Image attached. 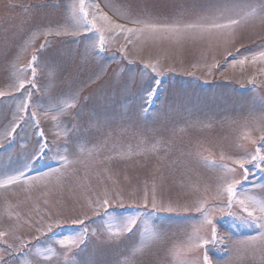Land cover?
Here are the masks:
<instances>
[{"label":"rangeland","instance_id":"obj_1","mask_svg":"<svg viewBox=\"0 0 264 264\" xmlns=\"http://www.w3.org/2000/svg\"><path fill=\"white\" fill-rule=\"evenodd\" d=\"M85 3L102 52L80 0H0V181L23 173L0 187V264H204L201 204L211 264H264L238 202L264 203V171L235 163L264 143V0Z\"/></svg>","mask_w":264,"mask_h":264},{"label":"snow or ice","instance_id":"obj_2","mask_svg":"<svg viewBox=\"0 0 264 264\" xmlns=\"http://www.w3.org/2000/svg\"><path fill=\"white\" fill-rule=\"evenodd\" d=\"M98 7V5L96 6ZM80 13L82 14L81 18L77 20V26H85L87 30H92V29H96V23H95V18L92 21L88 20V12L86 11V3L85 0H80V8H79ZM102 18L105 21H108V17L106 15H103ZM239 21L235 20V19H231L229 20L228 24H213V27L216 28H225L228 27L229 25H235L237 24ZM90 26V27H89ZM115 28L121 29L122 31H127V32H132L134 31V29H124L123 26L121 25H115ZM96 31L99 33L98 35V51L102 52L105 50V46H106V39L103 35V29H96ZM259 57L261 59H264V52H260ZM247 59V58H245ZM253 59H256V57H253ZM37 62V57L34 55L32 58V62L30 63V68L33 74V78L36 75V65ZM241 64L244 63V60L240 61ZM32 83H34V79L32 81ZM25 87L24 83H20L19 88L23 89ZM4 93L0 92V96H3ZM31 95V93H29V96ZM68 107H71V105H67ZM28 108V102H24L21 104V109L22 110H27ZM33 115H35V113H33ZM53 119H56V117H53ZM12 132H15V128H12L11 130ZM11 134V133H9ZM41 136H43V133H40ZM46 147V144H45ZM44 155V150L41 149L40 152V157H42ZM60 160L61 162H66L67 161V157L66 156H60ZM235 163H237L239 165V167L243 170V180H247L248 179V175H249V169L246 167V164H253L255 163V167L260 168L262 171H264V167H262V165H264V143H262L261 145L257 146V148L255 149L254 154L248 155L246 158H242V159H237L235 161ZM234 171V170H232ZM23 175V173L21 172L19 175H14V176H9L6 180L0 181V187H3L5 184H11V183H15L17 180L20 179V177ZM242 180H237V179H232L231 182L226 183V185L223 188V192L226 193L227 195V201H228V205L229 207L231 206L232 202L237 198V187L242 183ZM246 201H248V203H246ZM239 204L241 205V207L243 208V211L245 213H247V218H245L244 222L246 223L249 219L253 222H256L257 220L262 221L258 224V227L264 229V203L255 200L252 197H245L244 199H240ZM147 203V195L145 194V204ZM109 205V199H104L101 202V207H103L105 209V211L107 212V207ZM155 202H153V207H155ZM251 209V210H250ZM168 211H172V209L169 207ZM197 211H202L203 215H204V220L206 223L213 225L212 229H211V239H203L201 241V243L198 245L199 247H204L205 248V255L203 257L204 260V264H211V260L210 257L208 255L207 252V246L209 244H215L217 242L219 243H223V238L219 237L217 234V228L216 226L213 224V221L211 219H209L208 214L206 212V210H204L203 204H201V206L199 208H197ZM259 211L260 215L259 217H257L255 215V212ZM135 219H129L127 220V222L124 225V230L126 232H131L132 231V226L135 224ZM57 224L59 223V221L56 222ZM74 224L78 223V224H83L84 220L82 219H77L73 221ZM52 224L48 225V230L51 231L52 230ZM108 231L110 235H120V229L119 228H115L114 229V223L113 220L110 219L108 225H107ZM86 231H84V235H86ZM3 233H0V236H3ZM262 235H264V233H262ZM80 239V237H67L63 240H60V244L61 246H67L70 244H75L76 241ZM49 252H52V249L48 250Z\"/></svg>","mask_w":264,"mask_h":264}]
</instances>
